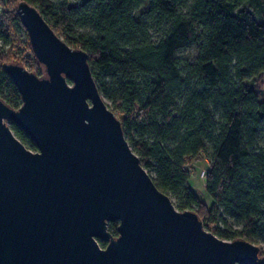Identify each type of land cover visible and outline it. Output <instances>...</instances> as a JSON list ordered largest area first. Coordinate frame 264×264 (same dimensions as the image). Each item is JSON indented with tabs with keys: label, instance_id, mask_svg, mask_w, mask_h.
<instances>
[{
	"label": "trees",
	"instance_id": "16d2710c",
	"mask_svg": "<svg viewBox=\"0 0 264 264\" xmlns=\"http://www.w3.org/2000/svg\"><path fill=\"white\" fill-rule=\"evenodd\" d=\"M27 1L88 52L100 92L156 185L219 237L246 238L264 253V0ZM15 26L28 37L18 9H0V96L18 108L22 97L5 68L16 57L8 31ZM31 55L30 70L42 74ZM201 153L210 204L189 182L188 159ZM118 224L109 222L114 235Z\"/></svg>",
	"mask_w": 264,
	"mask_h": 264
},
{
	"label": "water",
	"instance_id": "95a60500",
	"mask_svg": "<svg viewBox=\"0 0 264 264\" xmlns=\"http://www.w3.org/2000/svg\"><path fill=\"white\" fill-rule=\"evenodd\" d=\"M17 9L44 72L5 64L22 104L0 96V264H264L259 244L221 238L176 206L100 92L88 52L36 5Z\"/></svg>",
	"mask_w": 264,
	"mask_h": 264
},
{
	"label": "rangeland",
	"instance_id": "374dc122",
	"mask_svg": "<svg viewBox=\"0 0 264 264\" xmlns=\"http://www.w3.org/2000/svg\"><path fill=\"white\" fill-rule=\"evenodd\" d=\"M19 0H3L2 4L0 5V9H8L10 12H17V6H18ZM9 15L10 13L7 12ZM15 29H9L11 40L10 42L14 46L13 51L16 54V57H14L11 61H18L20 63H24L27 68L30 67L35 69V60L33 56L31 55V52L33 53L31 47L28 45L29 38L22 33V31L19 29V27H14ZM2 40H0V43ZM193 49L189 48L185 50L186 53L192 52ZM34 54V53H33ZM29 64V65H28ZM43 71H44V66ZM105 98V97H104ZM107 103H110V101L105 98ZM111 104V103H110ZM187 167L190 169L192 177L190 179V185L198 191V193L202 196V198L207 202L211 203V197L210 195L205 191V174L209 167V159L206 157L204 153L199 154L196 157L188 159ZM174 201V200H173Z\"/></svg>",
	"mask_w": 264,
	"mask_h": 264
}]
</instances>
